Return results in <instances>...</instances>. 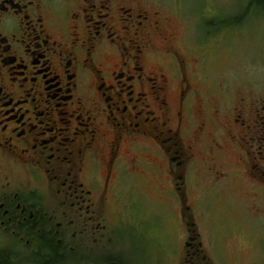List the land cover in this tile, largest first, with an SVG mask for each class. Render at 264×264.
<instances>
[{"label":"flooded vegetation","instance_id":"1","mask_svg":"<svg viewBox=\"0 0 264 264\" xmlns=\"http://www.w3.org/2000/svg\"><path fill=\"white\" fill-rule=\"evenodd\" d=\"M153 9L0 0V264H122L110 256L118 231L136 236L142 196L157 192L186 206L185 262L208 264L187 204L191 175L209 160L206 172L223 178L213 132L238 138L256 107L240 99L227 122L217 107L206 114V52L177 48Z\"/></svg>","mask_w":264,"mask_h":264},{"label":"rangeland","instance_id":"2","mask_svg":"<svg viewBox=\"0 0 264 264\" xmlns=\"http://www.w3.org/2000/svg\"><path fill=\"white\" fill-rule=\"evenodd\" d=\"M147 2L167 18L166 26L178 37L177 48L195 52L197 43L206 52L207 65L199 73L202 79L212 78L197 85L211 92L206 114L217 107L223 112L222 122H227L231 121L229 109L240 99L256 107L253 119L257 123L249 124L250 129L244 128L238 138L231 139L224 128L213 132L223 145L221 153L216 152V172L224 176L215 181L206 172L214 164L209 160L198 163L187 204L192 207L208 264H264V12L249 8L250 0ZM191 63L196 70L202 62L194 58ZM205 143L210 146V139ZM209 155L197 159H210ZM156 196L150 203L142 196L138 233L128 237L120 229L118 242L110 249L112 258L122 264H187L181 221L186 206L173 193L169 194L171 203H166L161 192Z\"/></svg>","mask_w":264,"mask_h":264},{"label":"trees","instance_id":"3","mask_svg":"<svg viewBox=\"0 0 264 264\" xmlns=\"http://www.w3.org/2000/svg\"><path fill=\"white\" fill-rule=\"evenodd\" d=\"M253 6L264 12V0H250L249 8Z\"/></svg>","mask_w":264,"mask_h":264},{"label":"water","instance_id":"4","mask_svg":"<svg viewBox=\"0 0 264 264\" xmlns=\"http://www.w3.org/2000/svg\"><path fill=\"white\" fill-rule=\"evenodd\" d=\"M111 264H118V263H111Z\"/></svg>","mask_w":264,"mask_h":264}]
</instances>
